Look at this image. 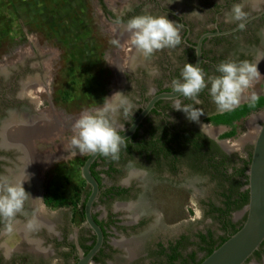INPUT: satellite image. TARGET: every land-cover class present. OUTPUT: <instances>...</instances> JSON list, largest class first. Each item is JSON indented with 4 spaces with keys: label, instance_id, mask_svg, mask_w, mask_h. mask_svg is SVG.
Instances as JSON below:
<instances>
[{
    "label": "flooded vegetation",
    "instance_id": "af4514ba",
    "mask_svg": "<svg viewBox=\"0 0 264 264\" xmlns=\"http://www.w3.org/2000/svg\"><path fill=\"white\" fill-rule=\"evenodd\" d=\"M123 1L125 4L121 12L109 7L104 8L107 19L119 25L121 38L128 33L124 31L122 25L132 17L149 14L164 15L180 26L182 43L175 49L158 50L147 59L136 48L134 49L123 71L125 73L123 87L125 88L121 92L127 94L133 101L136 112L127 120L122 117L119 119L120 132L131 125L154 95L172 91L171 82L173 79L180 78L181 69L186 63L195 64L197 57L195 46L204 33L227 31L238 26L237 23L224 22L225 14L230 12L236 3L244 5V10L248 14L246 20L256 14H262L249 20L243 30L238 29L232 33L205 39L200 68L206 74V79L207 76L220 75L216 68L222 62L248 61L259 63V72L264 69V0ZM194 11L203 15L191 14ZM118 19L120 23H117ZM48 70L42 65L37 67L33 58L25 59L22 63L10 67H0V180L7 178L12 182L25 181L24 188L29 193L23 212L15 218L14 232L6 233L4 223L0 222V264H50L49 259L53 257H58L64 264H77L79 258L87 254L86 247L94 245L96 241V235L87 225L86 220L83 227H76L73 217L57 216L50 220L45 218L47 208L51 211L58 208L48 206L45 201L47 191L43 188L45 182L40 169L44 163L39 161L28 145L7 146L3 143L2 133L5 121L13 123L12 126L15 128L19 125L25 127L24 132L28 142L33 133L38 131L40 122L51 114L46 109L40 108L41 98L38 95L49 87ZM154 70L156 74L152 75ZM245 94L244 91L242 97ZM180 99L184 104L192 103L183 97ZM199 99L202 103L194 105L204 112L199 124L189 122L184 114L172 110V99L160 100L139 126L142 128L139 130L138 137L135 138L142 139V136L146 134L144 128L161 120L186 126L190 129L188 132L201 133L214 143L200 139L198 134L195 135L205 143L202 149L204 156L196 159L195 163H192L191 157L186 154L179 155L177 161L173 163L164 157H155L152 162H149L145 157L139 156L135 158L134 165L118 160L115 166L122 170L121 173L110 175L105 171L110 167L111 158L100 155L96 160L97 169L101 171L103 180L99 198L95 203L94 216H97V221L102 222V225L99 224L105 232V242L94 258L95 264H112L118 258L134 260L135 264H168L169 255L175 246L178 247L181 257L175 260L174 264H184L183 261L194 251L196 260L204 256L205 252L199 250L201 244L199 234H207L209 229L216 238L226 234V231L222 229V223L214 219V216L218 214L216 212L209 214L210 203L213 202L216 206L221 205L222 188L219 187L223 182V167L209 166L206 152L210 148L209 156H214L216 160L223 158L222 153L228 156L226 173L231 174L235 168L243 167L245 162L251 159L253 149L250 145H243L238 150L233 149L225 144L227 138L222 137L225 133L216 135L210 131L207 125L210 122L206 121L207 117L220 112L217 111L207 89L200 93ZM259 111L261 109L243 119L252 117ZM47 124L49 123L46 122L45 125ZM132 137L128 138L129 142L134 141ZM19 147H23L26 152H21ZM27 149L32 153L28 155ZM122 149L124 150V147ZM240 150L246 155L241 154ZM31 157L33 160L29 161ZM160 185L169 187L171 191L182 188L186 191L187 188L194 187L195 192L197 191L195 199L200 203L203 218L216 222L219 233L207 224H200L193 228L190 225L182 226L174 233L161 226L159 215L156 211L154 212L153 206L149 205L150 198L147 190L151 186L157 190L162 189ZM245 187L242 190H246ZM122 190L126 191L121 192ZM89 191L90 187L84 192L83 200ZM98 207L101 209L97 210ZM238 211L230 215L233 223H236L234 216ZM29 221L34 223L32 229L27 228ZM25 230L28 231L23 235ZM119 233L123 234V238L125 237L123 241L120 240L121 238H115ZM20 236L25 237L23 238L25 242H21L20 245L15 243L17 244L15 246L12 240ZM3 238L7 246L2 243ZM137 250L142 252L137 253ZM6 251L11 252L9 260L4 259ZM247 264H264V246L260 247Z\"/></svg>",
    "mask_w": 264,
    "mask_h": 264
},
{
    "label": "rangeland",
    "instance_id": "374dc122",
    "mask_svg": "<svg viewBox=\"0 0 264 264\" xmlns=\"http://www.w3.org/2000/svg\"><path fill=\"white\" fill-rule=\"evenodd\" d=\"M124 4L123 0H0V67L33 58L37 67L42 65L49 69V87L38 95L40 108L51 114L33 133L30 149L44 163L40 167L45 182L43 188L47 192L64 191L68 205L53 211L47 208L45 218L48 220L66 216L73 217L76 227L85 225L79 220L74 202L77 200L78 208H81L83 194L89 189L81 170L90 153L81 154L71 140L76 135L74 124L82 114L97 109L105 97L125 88L123 71L135 46L130 33L120 37L119 25L107 19L104 9L109 7L121 12ZM113 40L118 44L111 43ZM245 93L247 100L253 93L258 97L264 95V74ZM263 121L264 108L254 116L236 122V134L227 138L225 144L237 150L243 145L253 149ZM46 122L49 124L45 125ZM207 125L216 135L232 130L230 126ZM241 154L246 155L242 151ZM160 186L162 189L151 186L147 190L149 205L159 215L161 226L174 233L182 226L193 228L207 224L219 233L216 222L203 218L194 187L171 191L165 185ZM245 217L246 212L242 209L235 214L234 220L242 223ZM23 238L17 237L12 242L20 245L25 242ZM115 238L123 241L125 237L119 233ZM2 243L8 245L5 238ZM137 251L140 253L141 250ZM49 263L64 264L58 257L49 259ZM112 264L135 262L118 258Z\"/></svg>",
    "mask_w": 264,
    "mask_h": 264
},
{
    "label": "clouds",
    "instance_id": "9594fccd",
    "mask_svg": "<svg viewBox=\"0 0 264 264\" xmlns=\"http://www.w3.org/2000/svg\"><path fill=\"white\" fill-rule=\"evenodd\" d=\"M198 14L199 12H192ZM247 13L242 3L232 6L230 12L225 14V23H237L239 30L245 28ZM117 23H120L119 19ZM124 31L132 36V43L136 50L145 58H150L155 52L162 49H175L182 43L180 26L168 19V16L137 15L122 25ZM118 44V41H111ZM259 63L248 61L222 62L216 71L218 76H207L204 71L192 63H186L180 72L179 79H173L171 90L172 110L181 112L189 122L199 124L204 115L200 105V93L207 89L208 93L220 113L234 111L240 106L242 94L252 83L261 76L258 70ZM152 75L156 74L154 70ZM181 97L192 101L184 104ZM258 96L253 93L250 103L256 104ZM92 112L84 113L75 122L76 135L71 144L75 149L83 153L99 154L118 161L120 152L125 145V138L120 134L118 121L122 117L127 120L134 116L136 105L129 96L121 91L114 92L105 97L103 103ZM25 181L12 182L7 178L0 180V222L4 223L6 233L14 232V222L18 214L23 212L24 204L29 193L24 188ZM34 223L29 221L28 229H32ZM4 259H11V252L4 253Z\"/></svg>",
    "mask_w": 264,
    "mask_h": 264
},
{
    "label": "trees",
    "instance_id": "16d2710c",
    "mask_svg": "<svg viewBox=\"0 0 264 264\" xmlns=\"http://www.w3.org/2000/svg\"><path fill=\"white\" fill-rule=\"evenodd\" d=\"M258 98L259 99L257 103L254 105L249 101L240 105L234 111L211 115L207 117L206 121L215 125H226L232 127L231 131L222 135L223 138L232 137L236 134V122L242 120L252 112L264 108V95H261ZM141 128L142 127H139L134 137H132L134 140L133 142H129V139L125 140L124 143L126 147H124V150H121L119 161H123L124 163L130 162L132 165H134L135 158L140 156L145 157L149 162H152L155 157H164L171 160L173 163L177 161L176 159H178L179 155L186 154L191 157L192 163H195L196 159H199L200 156H204L202 149L204 148L205 143L201 142L199 138L213 143V141H211L209 138L202 136L201 133H190L188 132L190 130L188 127L176 125L172 122H166L164 120L158 121L154 124L151 123L148 127H145V136H142V139L140 140H136L135 138L138 137V133ZM197 134L199 138L195 136ZM206 153L208 155L207 157L209 160V166L214 168H218L220 166L223 167V182L219 187L222 188L221 205L216 206L213 202L210 203L211 210L209 211V214L215 212L218 214L217 216H214V219L222 223V229L226 231V234L216 238L210 229L208 230L207 234H199V237L201 238L199 250L205 252V254L202 258L196 260V252L194 251L183 261L184 264H200L231 235L236 233L242 227L246 219L245 217L242 223H233L230 215L234 211L243 209L249 202V190L242 189L248 184L247 170L249 168L251 159L246 161L243 167L238 169L235 168L233 173L228 174L226 173L228 156L222 153L223 158L221 160H216L214 156H209L211 155L210 148ZM88 156H86V159ZM116 162L117 161L111 159L109 162L110 167L105 171L107 174L112 175L113 173H121L122 170L115 166ZM97 166V162L92 165V172L102 187L103 177L100 175L101 171L97 169ZM84 183L86 184L85 181ZM125 191L126 190H122L121 192ZM90 192L91 191L87 193L81 208H78L77 200L74 202L76 211H78V217H80L79 220L81 221L85 220L84 206L88 196L90 195ZM45 201L46 204L52 208H60L68 205V197L66 193L60 189L49 190L45 197ZM95 218L97 219L96 215ZM99 223L102 225V222ZM92 246L93 245L87 246L86 251H89ZM262 246H264V243ZM171 251L172 252L169 255L170 261L168 264H174L175 260L181 257V253L178 251L177 246L173 247Z\"/></svg>",
    "mask_w": 264,
    "mask_h": 264
},
{
    "label": "water",
    "instance_id": "95a60500",
    "mask_svg": "<svg viewBox=\"0 0 264 264\" xmlns=\"http://www.w3.org/2000/svg\"><path fill=\"white\" fill-rule=\"evenodd\" d=\"M262 13L251 16L245 21V24ZM238 26L227 31H214L204 33L196 47L197 57L194 65L201 67L203 60V43L204 40L212 36L223 35L237 31ZM259 62V60L257 61ZM261 76L264 69L260 70ZM259 78V77H258ZM172 91H164L154 95L143 108L141 113L134 119L131 125L120 134L125 138H131L137 132L139 126L143 123L150 112L155 108L157 102L165 99H172ZM247 102L245 96L241 97L240 105ZM5 123L12 124L10 121ZM23 123V122H22ZM33 136L29 138L27 145L31 147ZM9 148V147H7ZM11 148V147H10ZM23 153L26 150L19 147ZM99 154H89L82 166V177L86 184L90 187V195L88 196L85 206V220L87 225L96 235L95 244L87 252L82 255L77 264H95L94 258L101 251L105 242V232L94 216L95 203L99 198L101 185L92 172V165L99 158ZM248 184L245 189L249 190V202L243 208L246 212V219L242 227L233 235H231L222 245L216 248L208 257L200 264H247L251 257L260 249L264 243V121L259 127L251 156V162L247 170Z\"/></svg>",
    "mask_w": 264,
    "mask_h": 264
},
{
    "label": "bare ground",
    "instance_id": "6f19581e",
    "mask_svg": "<svg viewBox=\"0 0 264 264\" xmlns=\"http://www.w3.org/2000/svg\"><path fill=\"white\" fill-rule=\"evenodd\" d=\"M13 124V123H12ZM12 124H7L4 126L3 129V143L5 145H23L26 146L27 145V135L24 132L25 127L19 125V127L15 128L14 126H12ZM28 150V149H27ZM28 155L29 153H32L30 150L27 151ZM33 158L31 157L29 159V161H32Z\"/></svg>",
    "mask_w": 264,
    "mask_h": 264
}]
</instances>
